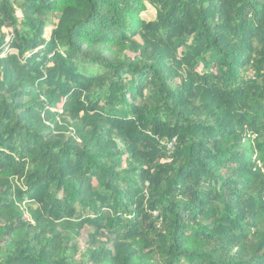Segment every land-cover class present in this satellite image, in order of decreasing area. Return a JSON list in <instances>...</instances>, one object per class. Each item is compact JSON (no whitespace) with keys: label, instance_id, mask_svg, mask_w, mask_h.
<instances>
[{"label":"trees","instance_id":"16d2710c","mask_svg":"<svg viewBox=\"0 0 264 264\" xmlns=\"http://www.w3.org/2000/svg\"><path fill=\"white\" fill-rule=\"evenodd\" d=\"M0 264H264V0H0Z\"/></svg>","mask_w":264,"mask_h":264},{"label":"rangeland","instance_id":"374dc122","mask_svg":"<svg viewBox=\"0 0 264 264\" xmlns=\"http://www.w3.org/2000/svg\"><path fill=\"white\" fill-rule=\"evenodd\" d=\"M154 15H155V12H154L153 8L150 6H147L146 11L142 14V18L145 20H151L154 18ZM86 235H87V231H85L82 234L81 238L79 239L81 250H83L86 246V241H87Z\"/></svg>","mask_w":264,"mask_h":264}]
</instances>
